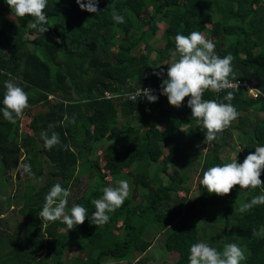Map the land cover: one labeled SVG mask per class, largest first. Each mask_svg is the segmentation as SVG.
<instances>
[{"label":"trees","instance_id":"trees-1","mask_svg":"<svg viewBox=\"0 0 264 264\" xmlns=\"http://www.w3.org/2000/svg\"><path fill=\"white\" fill-rule=\"evenodd\" d=\"M97 7V13H89L75 0H47L48 23L38 28L48 29L42 33L30 26L31 17H15L0 0V109L5 81L22 87L29 105L15 123L0 111V190L8 172L18 166L36 177L42 163L48 171L43 185L23 184L11 197H16L14 206L21 218L18 229L3 233L7 226L0 217V263L101 264L110 259L142 264V256L160 234L163 257L177 255L171 264H188L189 249L199 242L218 251L236 243L247 257L241 264H264V205L239 212L244 202L264 195V185L255 189L237 185L230 194L217 196L199 184L204 171L225 163L220 155L230 148L233 133L240 136L237 163L264 146V0H98ZM114 13L125 22L118 23ZM215 14L221 20L213 21ZM158 23L164 28L155 39ZM207 26L216 53L233 56L240 86L219 93L206 91L203 98L231 103L239 116L207 143V154L192 149L190 162L185 158L191 146L206 143L187 107L188 97L175 108L161 93L153 94L155 102L144 96L135 102L121 96L160 87L167 78L164 69L172 59L175 35L193 31L203 35ZM152 38L161 44L155 46ZM140 43L143 56L136 55ZM247 85L259 89V95L246 96ZM228 91L234 92L231 101L224 100ZM36 108L40 112L31 114ZM22 117H30V133L19 132ZM42 132L58 133L61 143L44 149ZM95 145L104 158L101 167L99 155L91 156ZM179 159L183 165L178 168ZM189 171L196 173V187L194 196L183 200L178 194L188 191ZM81 178L85 187L75 191ZM260 179L264 181V170ZM120 180L129 182L130 195L119 209L108 213L106 224L97 227L91 223L92 201ZM58 182L72 193L66 211L79 204L88 212L85 222L67 233L60 221L45 224L39 217L46 194ZM69 233L70 245L81 251V257L65 262L61 257Z\"/></svg>","mask_w":264,"mask_h":264},{"label":"clouds","instance_id":"clouds-1","mask_svg":"<svg viewBox=\"0 0 264 264\" xmlns=\"http://www.w3.org/2000/svg\"><path fill=\"white\" fill-rule=\"evenodd\" d=\"M81 10L89 13L98 12V0H75ZM5 3L14 13L15 17L23 19L31 17L30 26L37 28L39 32H46L48 28L39 27L48 23L45 13L47 0H5ZM118 23H124L122 16L114 13L113 17ZM59 42V41H58ZM174 50L170 49L171 61L167 68V78L161 82V95L167 97L170 106L179 108L186 97L187 107L191 109V117L196 119L200 128L204 131L207 144L217 139L218 134L223 133L231 123L239 116V112L231 103H219L214 99L203 98L206 91L219 93L226 89H238L232 68L233 56L231 54L220 57L215 51V44L206 39L201 32L193 31L189 35L177 34L174 37ZM165 70V69H164ZM160 76L162 72L154 73ZM6 89L3 97V108L0 109L3 117L10 123H15L28 108V94L24 89L12 81H5ZM149 88H141L137 93L130 95V100L135 102L137 96L146 97L148 102H155L157 96L151 94ZM246 96L255 98L259 95V89L246 86ZM125 95H122L125 99ZM234 99V92L228 91L224 100ZM72 122H75L73 117ZM54 127V125H49ZM44 149L51 150L61 143L59 134L52 132L41 133ZM22 159V157H20ZM264 170V146L256 147L249 153L242 163H237V157L223 165L209 167L203 172L199 184L209 194L224 196L230 194L234 186L240 189L258 188L264 185L260 176ZM117 187H105L101 198L92 201L95 211L91 216V223L97 227L106 224L110 217L108 213L119 209L129 197L131 187L127 180L117 182ZM72 195L70 189H66L58 182L54 184L44 198L39 217L42 222L60 221L66 225L67 232L77 225H82L88 218L87 209L79 204H73L70 212L66 211L68 198ZM256 205H264V195L254 197L250 202L243 203L240 213L250 211ZM188 264H241L247 257L244 251L236 243L224 245L222 251L199 242L191 245L189 249ZM123 262V261H119Z\"/></svg>","mask_w":264,"mask_h":264},{"label":"rangeland","instance_id":"rangeland-1","mask_svg":"<svg viewBox=\"0 0 264 264\" xmlns=\"http://www.w3.org/2000/svg\"><path fill=\"white\" fill-rule=\"evenodd\" d=\"M148 13V12H147ZM150 13V12H149ZM149 17V14H148ZM212 20L216 21V20H221L220 17L218 15H213L212 16ZM158 29L155 33L154 38L158 39V37L160 36L163 28H164V24L162 23H158L157 24ZM209 26L206 27L205 31H203V35L205 36L206 39L211 41L210 35H209ZM152 38V42L153 44L156 45H160L161 43L159 41H155V39ZM223 40L224 42V37H222V39H220V41ZM141 47V43L137 45V48ZM140 49V48H139ZM112 52H114V47H111ZM138 50V49H137ZM136 50V51H137ZM136 55L138 56H143L144 52L140 50H138L136 52ZM167 68L164 70V73L167 74ZM40 109L36 108L33 109L31 114H35V113H39ZM157 112H154V114H156ZM261 117V115H257V118L259 119ZM30 120V117H22L18 124H17V128L19 130V132L22 133H30L27 124ZM138 124V122H137ZM160 127V126H159ZM240 136L237 133H233L232 136V143L230 148L225 149V151L220 155L221 159L225 162H231V160L233 158H235L237 155V152H240V147L238 146V142H239ZM184 141V140H182ZM118 143V142H117ZM207 144H205L203 147H199L197 145H192L191 149H189L186 153V158L185 159H189V161H193L194 160V154L192 153V149L195 150L196 152H201V155H205L207 154ZM99 149L100 146L99 145H95V148L92 151V157L95 158L96 155H99V159H100V164L99 166L101 167L103 165V155L101 153H99ZM38 150H40V156L38 157L39 160H42V150L40 147V144H38ZM184 159V162H187ZM181 165H183V160L179 159L176 161V166L179 168ZM45 165L42 163V171L40 174H38V177H36L34 174H32V172H28L26 173V171H24L26 168L25 167H17L15 170L8 172V174L6 175V186L4 187V189L0 190V201L3 199V205L1 207V220L2 223H4L7 228H3L4 232L3 233H7V234H11V230L13 229H18V222L20 221V217L17 214V205L14 206L17 201H16V197L11 198L15 193L20 192L22 189L21 187L23 186V184L29 183V184H34V186L37 188L41 185H43L46 181L47 178V174L48 171L45 169ZM188 170V169H187ZM186 170V171H187ZM79 171V170H78ZM188 176H189V181L187 182L188 185V191H182L178 194V196L185 200L186 198H192L194 196V188L196 187V181H197V177L196 173H194V171H189L188 172ZM85 187V179L81 178L80 179V183L77 185V188H74L75 191H79L80 189H83ZM132 188L134 190V188H136L135 184L132 185ZM10 199V200H9ZM7 200H9L11 206H8ZM245 203V202H244ZM13 208V209H12ZM79 226V225H77ZM76 226V227H77ZM75 227V228H76ZM66 233H67V229ZM73 230V229H72ZM0 231H1V227H0ZM64 231V229H62V232ZM71 231V230H69ZM71 234L69 233V240H68V247L65 250V254L61 257L65 262H67L69 259L68 258H74L77 259V256H80L79 253H81V251L78 253V250L76 247L71 246L70 244L73 241V237L70 236ZM162 235L157 234L156 237L152 240L150 247L147 249L146 253L142 256V258L144 259V262L142 264H161L162 260L165 261L166 264H171L175 259H176V254L171 252V253H167V255L165 256V258L163 257V252H162V244H161V240H162ZM136 260L132 261V264L135 262ZM2 264V263H0ZM101 264H126L125 262H116L110 259H106L103 262H101Z\"/></svg>","mask_w":264,"mask_h":264},{"label":"built area","instance_id":"built-area-1","mask_svg":"<svg viewBox=\"0 0 264 264\" xmlns=\"http://www.w3.org/2000/svg\"><path fill=\"white\" fill-rule=\"evenodd\" d=\"M152 90L151 94H155V93H161L162 89L161 87L158 88H149ZM140 89L136 90L135 93H137ZM131 95V94H130ZM130 95H127V97L125 96V99L130 100ZM138 97V96H137Z\"/></svg>","mask_w":264,"mask_h":264}]
</instances>
